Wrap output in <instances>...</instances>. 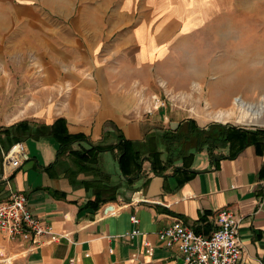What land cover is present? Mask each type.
<instances>
[{
  "label": "crops",
  "instance_id": "crops-1",
  "mask_svg": "<svg viewBox=\"0 0 264 264\" xmlns=\"http://www.w3.org/2000/svg\"><path fill=\"white\" fill-rule=\"evenodd\" d=\"M76 3L0 0V22L17 26L22 22L23 27L12 32H36L37 22L67 21L68 6ZM104 3L119 8L107 18L99 14L93 29L79 34L82 42L71 40L76 51L91 54L90 63L82 68L92 70L91 77L78 85L75 108L36 123L33 129L40 131L64 117L70 133H84L102 145L117 144L122 136L144 141L150 134L176 129L188 120L157 110L152 119H161V124H153L158 122L145 119L148 109L141 104L142 95L163 96L153 89L156 82L174 86L173 79L183 78L181 86L187 88L186 75L177 77L174 54L199 51L202 44L196 38L207 36L208 26L219 17L239 20L251 13L253 21H264V0ZM5 26L2 23L0 30ZM59 26L52 32L65 31L64 24ZM187 40L191 44H183ZM246 138L247 142L237 136L214 151L192 150L162 174L145 161L136 177H125L120 169L121 175L114 179L100 166L104 152L95 169L75 161L70 150L89 149L88 141L75 142L59 153L60 144L50 131L21 135L27 157L9 171H4L2 162L0 201L11 190L26 194L31 210L64 236L30 251L27 244L9 241L0 229V264H185L178 250L161 245L158 232L180 218L196 232L210 235L215 214L222 208L241 218L239 237L245 251L241 264H264V135L249 132ZM109 151L118 161V149ZM132 216L139 219L142 231L134 239L126 237L135 227ZM145 241L155 245L153 256L145 253Z\"/></svg>",
  "mask_w": 264,
  "mask_h": 264
},
{
  "label": "rangeland",
  "instance_id": "rangeland-1",
  "mask_svg": "<svg viewBox=\"0 0 264 264\" xmlns=\"http://www.w3.org/2000/svg\"><path fill=\"white\" fill-rule=\"evenodd\" d=\"M105 1L108 0H77L71 9L68 6L67 21L37 22L36 32H12L13 28H22V22L19 26L0 22V26L7 24L0 30L2 161L3 152L11 147H8L10 135L4 133L6 128L21 121L43 124V120L75 108L78 85L82 78L91 77L92 70L82 68L90 63L91 54L83 49L76 51L71 40L79 38L82 42L83 35L81 38L79 34L84 29L90 30L99 14L104 13L107 18L119 8L118 4L107 5ZM54 13L59 15V11ZM226 18L214 20L208 26L207 36L196 38L202 44L199 51L174 54L176 72L180 75L177 77L185 74L189 84L187 88L181 86L183 78L173 79L174 86L156 82L153 89L163 96L157 98L151 93L147 95L149 99L141 96V104L148 109L145 119L161 124V119H152L158 110L170 118L195 120L202 128L220 123L248 133L264 130V111L254 118L241 119L234 102L239 98L253 111L264 106V21H253L251 13L245 14L244 19ZM60 24H64L65 31L52 32ZM183 44H191V40ZM164 71L168 74L169 68L164 67ZM171 73L172 69L167 77ZM232 110L236 114L225 121L216 117L220 111ZM100 166L114 179L121 175L119 162L110 151L100 155Z\"/></svg>",
  "mask_w": 264,
  "mask_h": 264
},
{
  "label": "built area",
  "instance_id": "built-area-1",
  "mask_svg": "<svg viewBox=\"0 0 264 264\" xmlns=\"http://www.w3.org/2000/svg\"><path fill=\"white\" fill-rule=\"evenodd\" d=\"M26 157L24 143H14L3 152L4 171L20 167ZM131 219L135 227L126 237L134 239L142 231L137 227L139 219L136 216ZM240 224L241 218L228 208H222L215 214V228L210 235L196 232L177 218L158 232L157 238L163 247L178 250L185 264H241L245 251L239 237ZM0 229L9 241L27 244L30 251L64 236L56 234L51 225L38 217L29 207L26 194L16 190H11L7 198L0 201ZM144 248L148 256H153L154 244L145 241Z\"/></svg>",
  "mask_w": 264,
  "mask_h": 264
},
{
  "label": "trees",
  "instance_id": "trees-1",
  "mask_svg": "<svg viewBox=\"0 0 264 264\" xmlns=\"http://www.w3.org/2000/svg\"><path fill=\"white\" fill-rule=\"evenodd\" d=\"M33 125L27 121L18 122L4 130L7 136L10 135L8 147L19 142L21 135H31L32 132L39 134L51 132L52 136L59 142V153L71 146L75 142L88 141L90 148L86 150H70L75 161L83 164L86 169H95L93 165L98 163L99 154L105 151L118 149V162L121 172L127 178L136 177L142 170L143 163L149 161L151 169L156 174H162L169 167L186 157L192 150L201 151L206 147L209 151H214L219 147H224L237 136L247 142V131H242L224 124H211L208 128L200 127L195 120H189L179 124L176 129H170L163 133L150 134L144 141H135L120 137L117 144L102 145L91 142L84 133H70L67 127V120L59 117L52 125H45L40 131L33 129ZM252 132V131H251ZM255 135H264V130L252 132ZM163 145V148H162ZM68 150V149H67ZM163 154L167 157L163 159ZM194 155L193 153L190 156ZM2 156L0 153V183H2ZM176 169H179L176 166ZM98 170V169H97ZM92 201H89V204ZM98 207V206H97Z\"/></svg>",
  "mask_w": 264,
  "mask_h": 264
},
{
  "label": "bare ground",
  "instance_id": "bare-ground-1",
  "mask_svg": "<svg viewBox=\"0 0 264 264\" xmlns=\"http://www.w3.org/2000/svg\"><path fill=\"white\" fill-rule=\"evenodd\" d=\"M234 102H235V105L237 107V111L239 112V114H241V116H240L241 119H244V118L248 119V117L254 118L255 116H258L259 114H261L264 111L263 105H261V108L259 110L253 111V110H250L248 107H246L244 102L241 101L239 98H236L234 100ZM235 114H236V112L233 110L229 111V112L220 111V112H218L216 117L220 120L225 121L226 119L233 117Z\"/></svg>",
  "mask_w": 264,
  "mask_h": 264
}]
</instances>
